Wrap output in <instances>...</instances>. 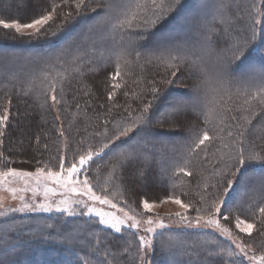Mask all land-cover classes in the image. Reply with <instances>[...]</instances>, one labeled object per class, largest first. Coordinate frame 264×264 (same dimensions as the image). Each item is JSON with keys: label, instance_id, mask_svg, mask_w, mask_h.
Masks as SVG:
<instances>
[{"label": "snow or ice", "instance_id": "1", "mask_svg": "<svg viewBox=\"0 0 264 264\" xmlns=\"http://www.w3.org/2000/svg\"><path fill=\"white\" fill-rule=\"evenodd\" d=\"M208 3L209 0H203V7L207 8ZM30 5L31 10L23 15L0 17V29L6 34L14 33L16 38H26L29 43L44 38L49 50L31 53L23 64L15 62L16 53L0 50V80L23 83L25 95L35 93L37 98L44 96V106L49 99L52 106L59 105L62 101L58 97L63 92L65 80L72 73L82 74L81 68L85 63L97 62L94 55L97 46L89 44V37L101 30L113 36L114 47L109 56L115 59L114 71L104 69L107 71L105 85L109 89L106 103L110 107L106 115L99 111L96 113L97 120L103 119L104 131H96L92 139H101L97 143L82 139L75 151H72L71 144H66L65 154L58 157V170L37 167L35 171H28L8 167L15 161L0 152V167L6 168V171H0V186L14 181L24 184L21 188L6 189L14 200L19 201V205L4 208L0 204V218L19 214L39 221L38 215L31 214H57L54 223L43 221L37 230L26 234L27 239L63 247L76 256L75 264H91L92 260L96 264H151L150 256L158 244L171 257L170 264H236V257L246 260L247 264H264V247H258V242H264V172L255 181L245 175L250 164L264 165V135L258 137L259 142L251 137L255 122L264 126V69H251L240 77L232 70L234 62L244 56L250 45L248 33L251 31L254 39L256 26L261 23L257 0L243 6L237 0H211L212 7L222 14L220 19L213 16L210 24L204 15L199 20L186 18L185 22L190 23L191 28L183 35H157L160 27L178 11L180 0H59V3L52 0L50 7L43 8L38 3L33 5L32 0H20L18 6L27 9ZM63 7L74 9V12H63ZM86 11L90 15H85ZM69 22L73 26L82 23L86 27L81 30L79 42L71 41L60 46L61 33ZM117 35L119 40H116ZM49 36L60 39L49 42ZM138 48L149 51L145 54ZM133 52L137 62L144 60L151 64L156 61L164 66L165 73L160 81L154 78L147 81L152 101L136 108L127 104L123 108L126 115L117 119L112 113L113 109L120 107L115 99L121 88V61L125 65L131 64L127 58ZM103 58L104 53H101L100 59ZM185 75L187 84L182 92L165 91L161 95L159 85H171L175 82L173 78ZM11 104L9 98L0 113V143L14 118ZM99 108L104 109L105 104H100ZM161 108L166 110V118L160 123L168 125L170 135L181 136L185 130L188 133L184 137L185 152L170 162V167L176 169L170 179L181 174H194L189 170L192 161L202 152L207 155V149L224 131L218 126L210 129L208 126L212 119L227 128L228 139L221 138L220 155L213 153L212 156L217 164L210 175L201 173L203 182L198 185V203L184 202L174 193L165 198L182 210L168 216L169 220L175 218L178 227L199 231L210 229L225 238L229 242L227 245L214 238L207 246L193 242L182 247L171 233L167 240L160 239L170 225L164 218L145 217V213L152 212L155 202L150 203L144 198L140 199L144 213L129 207L128 210L121 208L122 215H115L97 211L84 199H70L66 195L86 197L87 201L116 208L117 204L108 198L111 189L106 187L97 194L89 179L92 166L96 165L98 169H105L110 181L120 186L119 195L126 202L125 193L129 189L125 185H137L154 176L153 161L157 152L166 147L165 141L154 137L148 127ZM234 113H249L250 116ZM16 115L20 116V113ZM22 119L21 136H24L30 128V117L26 113ZM59 135L64 136V131L60 130ZM40 139L38 135L35 137L37 146ZM158 144L161 145L159 149ZM69 151H72L71 160L68 159ZM164 171L167 174V169ZM82 172L85 175L80 180L77 177ZM29 180L35 182L34 186ZM49 184L54 187H49ZM41 188L42 197L37 199ZM21 192H31L32 197L19 195ZM245 205L249 209L260 205L258 213L253 212L251 219L242 216ZM191 212H195L194 217ZM61 217H95L96 231L110 230L115 243L110 241L105 245L104 241L97 239L96 245L90 242L81 245V237L73 235L74 229L61 223ZM84 223L87 224L86 219ZM25 227L12 224L5 235L14 237ZM125 228L134 230L131 241L117 235L122 234ZM141 231L143 235L139 234ZM23 239L25 236L22 235L14 242L19 243ZM88 248L91 251H87ZM258 250L262 254L257 255ZM102 251L103 256L100 255Z\"/></svg>", "mask_w": 264, "mask_h": 264}, {"label": "trees", "instance_id": "2", "mask_svg": "<svg viewBox=\"0 0 264 264\" xmlns=\"http://www.w3.org/2000/svg\"><path fill=\"white\" fill-rule=\"evenodd\" d=\"M47 1L48 2H46V0H32V3L33 5L38 3L39 6L43 8L46 6V4H48L47 7L51 6L52 0ZM56 2L59 3V0H56ZM188 2L191 3L192 1L180 0V5L177 6L178 11L171 15V17H174ZM237 2L243 6L244 4H251L252 0H237ZM19 4L20 0H0V17H9L13 13L14 16L12 17L15 18L17 15H23L27 11H30L28 9H31V5L29 8L25 9L19 7ZM208 5H211V1ZM69 10L74 12V9H69L67 7H63L61 9L63 12H67ZM201 14L204 16L207 15L205 11H201ZM85 15H90V13L86 11ZM221 15V13L217 12L216 9L210 6V14H208L206 17L211 24L213 21V16H216L217 20H219ZM89 23H91V21H89ZM78 27V25L73 26L72 23L69 22L67 28L61 34H66L69 32L70 35L71 31H73L74 34ZM84 27L86 26L84 25L81 30ZM81 30H79V34L76 36L75 33L72 38L66 37V35L63 37V35H61L62 39L60 46L68 44L71 41L79 42L81 39ZM0 32L2 37H5L0 38V50L16 53L17 55L15 62L21 64L25 63V59L23 61H19L21 52L30 55L36 49H38L37 52H41V50H49L44 38H41L39 41L29 43L26 38L23 40L19 38L18 40L14 39L13 37L15 34L12 32L6 34L2 29H0ZM249 34L250 32L248 33V36ZM53 39H60V37H48L49 42ZM103 40L109 42L110 44V47L107 51L104 48L106 47V43H104ZM116 40H119L118 35L116 36ZM92 43H95L97 46L94 54L97 62L85 63L81 68L82 74L72 73V76L65 80L63 92H61L60 96L58 97L62 101L59 105L52 106V102L49 99L47 101V106H44V96L41 95L39 98H37L35 93L25 95L24 91L22 90L25 88L23 83L18 81L0 80V113H2V108L5 106L6 101L10 98L12 102L11 107L13 116L17 113L18 109H25L32 115L34 114L33 116H29L30 128H28L27 134L24 135L25 143L21 147L15 145V133L17 126L14 125L17 123V121L14 118L12 119L7 130L6 136L3 138L2 143H0V152H3L6 157H9L12 161H15V163H10L8 167L30 170H34L37 167H52L53 169H57L59 167L58 157L65 154L66 144H71L72 151H75L77 145L82 139L88 140L89 143H97L101 139L100 137L92 139V137L96 131H104L103 119L97 120L96 113L99 111L101 113H105L106 115V110L108 107H110V105L106 103L107 91L109 89L105 85V79L107 76V71H114L115 66L114 57L109 56V52L114 47L113 36L111 33H105L101 30H97L89 37V44ZM137 50L145 54H147L149 51V49L145 48H138ZM101 53H104L103 59H100ZM127 59L131 60L132 63L125 65L123 64V61H121L122 75L119 80L121 88L117 91V96L115 99V103L120 107L113 109L112 113V115L117 119H119L121 115H126V113L123 111V108L127 104H131L133 108H136L137 105L142 107L144 104L152 101L153 97L147 90L149 87V85H147V81L153 78L156 81H160L161 78L164 77L165 73L164 66L159 65L156 61H153L151 64L145 63L144 60L137 62L135 52H133L132 56L128 57ZM241 59H244V57ZM104 69H107V71ZM232 70L234 71V69ZM178 79V83L183 80L187 82L186 75L180 76ZM98 85L100 86V89ZM159 87L162 89L161 95L167 91L168 88L167 85H159ZM125 92L128 93L127 96L124 95ZM102 103L105 104L104 109L99 108V105ZM57 117H59V119H57ZM165 118V115L159 116L157 113L154 114L152 121L148 125L154 137L158 138L156 134L164 130L161 128L163 125L168 126L167 124L162 125L160 123V121ZM191 123H195V121H192ZM228 123L234 122L228 121ZM202 126L203 125L201 124V127ZM220 126V128H222V125ZM60 130L64 131V136L59 135ZM184 133L185 132H182L183 135L178 136L180 138L171 139L170 142L167 140L166 143L173 145V142L174 145L181 146L184 149V153L186 143L184 140L186 135ZM37 135L41 138L38 146L35 144V137ZM261 135H264V126H259L251 132V137L256 139L257 142H259L258 137ZM21 141L22 139H20V142ZM45 145H47V148H45ZM157 148H160L159 144L157 145ZM166 149L162 151L164 155L166 154ZM219 149L221 148L216 146L212 151L207 150V155L202 152L198 158L194 159L189 167L190 171H192L194 174L190 176L179 189H173L175 179H170L172 172L176 170L174 167L166 177H163L162 175L159 177L157 174L158 170L156 169L155 165H152V173H154V176H150L148 180L142 181L137 185H125V187L129 189L125 193L127 200L138 207L135 198L136 188L140 187V189H144L150 193L156 189L159 191L158 193L161 197H165L171 193H174L175 195L180 196V198L185 202L191 201L198 203V185H201L203 182L201 173L203 172V176H207L206 172L211 174L212 168L217 164V161L213 160L212 156L213 153H215L217 156L220 155ZM72 151L68 152L69 160L72 158ZM157 157L158 156L156 155V159L154 161H157ZM105 160H107V157ZM37 161L40 163L38 164ZM181 163H183V161H181ZM29 164L31 165L30 168L27 166ZM204 169H206V171H204ZM262 172H264V165L253 163L248 166V170L246 171L245 175L246 177H249L253 180L257 179L255 176L256 174L261 175ZM153 178H156L157 181H154ZM166 182H170L171 185L169 186L166 184ZM259 206L260 205H257L256 207L249 209L248 206L245 205L241 215L247 216L249 219H251L253 212L258 213ZM190 214L195 215V212H191ZM64 224L69 226L67 223ZM94 226L95 225L87 227V231L93 233L91 239H89L88 242H90L92 245H95L94 239L98 237L99 240L104 241L105 245H107V243L110 241L115 243V241H113V237L108 235L106 231H96ZM22 235L25 236V239L21 240L19 243H15L14 239L19 238ZM8 238L9 239L5 241L0 239V246H4L3 250L0 251V264H5L10 259L15 260L14 264H44V259L39 260L38 262L36 260L40 255H46L48 253H54L55 255L63 258L64 254L66 255V253H68L69 259H67V263L75 264L76 262V256L54 243L32 242L27 239V235L24 233H19L14 235V237ZM258 247H264V242H258ZM86 250L91 251L90 248ZM4 253H8L9 255L5 256ZM100 255H104L103 251L100 253ZM52 261L55 262L56 260L51 259L49 262ZM91 264H96L95 260H92Z\"/></svg>", "mask_w": 264, "mask_h": 264}, {"label": "rangeland", "instance_id": "3", "mask_svg": "<svg viewBox=\"0 0 264 264\" xmlns=\"http://www.w3.org/2000/svg\"><path fill=\"white\" fill-rule=\"evenodd\" d=\"M191 1H192L191 3H193V4L188 2L186 5H184L183 9H181L174 17L169 18L160 27L157 35H159L161 33H174V34L183 35L184 33L188 32L191 28V24L185 22L186 18H193V19L199 20L201 18V15H202L201 11H205L207 13L206 16H208V14H210V6L212 7V5H208L207 8H205V7H203V0H191ZM210 1L211 0H209V2ZM46 2H48V1L46 0ZM257 4H258L259 13H260L261 23L256 26L254 39H252V32L250 31V34L248 36L249 40L251 41L250 45L246 49L244 56L241 57V58L244 57V59L240 58L238 61L234 62V66L232 69H234L233 73L237 77H240V76L248 73L251 69H256V70L264 69V0H257ZM47 5L48 4H46V6ZM28 10H31V9H28ZM10 16L12 17V16H14V14L12 13ZM81 24L80 25L78 24L79 27H78V29L75 30L76 34L74 33L75 36L79 34L78 33L79 30H81V28L84 26V24H82V25ZM161 28H162V30H161ZM72 34H73V31L70 32L71 36L69 35V32L66 34H61V35H63V37L66 35V37L72 38V36H74V34L73 35ZM3 37H2L1 32H0V38H3ZM13 38L18 40V38H16L15 36ZM103 42L106 43L105 44L106 47H104V48L107 51L110 47V44H109V42H106L104 40H103ZM37 51H38V49H36L34 52H37ZM42 51H44V50H41V52ZM20 55L21 56L19 58V61H23L26 57H28L29 54H24L21 52ZM178 81H179V79L177 78V79H175V82L173 84L167 85L168 86L167 91H170L172 93L182 92L184 90L187 82H185L183 80V81H180L178 83ZM99 89H100V86H99ZM162 95H163V93H162ZM236 103L239 104V103H241V101H236ZM17 112L20 113V116H17L16 115L17 113L14 114V116L12 115L14 117V119L17 121V123L14 125V126H17V130L15 133V142H16L15 145H18L19 147H21L25 143L24 136H21L22 129L20 127V124L24 123L22 117L26 113L29 116H31L32 114L30 112L26 111L25 109H18ZM165 112H166V110L164 108H161L160 111H158L156 113L159 116H164ZM234 114L238 115V116L244 115L245 117L250 116L249 113H234ZM227 123H228V121H227ZM220 125H222V128H224V131L219 133V136L216 139V141L214 142V144L211 145L207 149L208 151H212L214 149V147H216V146H219L220 148H222L221 138H223L225 141L228 139L226 126L224 124H218V121L216 119H212V123H210L208 127L210 129H212V128L217 127V126L221 127ZM259 126H262V125L258 122H255V126L252 128V130H255V128H258ZM161 128H163L164 130L160 131V133L162 135L158 136L157 139H162L165 141L166 147H164L163 150H165L167 148L166 154L165 155L163 154V152H162L163 150L157 152V156H158L157 161H153L152 165L153 166L155 165L156 169L158 170L157 174L159 177H161V175L163 177H166L168 175V173L171 171V169L173 168V167H170L171 160L174 158H179L180 154L183 153L184 149L181 146L174 145L173 142H172L173 145L166 143L167 140H169V142H170L171 139H174V138L177 139L180 137L170 135L169 133L171 132V129H169L168 126L163 125ZM184 132H185L184 134L186 136H188L187 131H184ZM181 135H183V134H181ZM20 139H22V141H23L22 144H20L21 143ZM159 147H161V145H159ZM168 156H169V159H168ZM105 159H106V157H105ZM101 163H103V162H101ZM27 166H29V168L31 167L30 164ZM58 168L54 169V170H58ZM16 169H20V168H16ZM164 169H167V174H165ZM22 170L35 171V169L34 170L22 169ZM189 170H190V168H189ZM0 171H6V169H4L3 167H0ZM208 173L209 172H206L207 176L210 175ZM84 175L85 174L82 172L79 175V177H77V178L80 180H83ZM255 176L257 179H253L254 181L258 180L261 175L256 174ZM189 177L190 176H184L182 174L178 175L176 178H174L175 179V181H174L175 187H173V189H179ZM156 178L155 179L153 178L154 181H157ZM89 179L92 181V184L95 186V191L97 192V194H100L101 190L106 188V187L111 189V194L108 196V198L113 200L117 204L116 208H112L108 205H100L99 203L87 201L86 197L81 198L79 196H73L72 194H66L68 196V198H70V199H84L85 202H87L89 204V206L95 208L97 211L109 212V213H112L115 215H122L121 208H123L124 210H128L129 207L135 208L136 211L139 213H144V209L140 206V199L144 198V199L148 200L150 203L155 202V206H154L152 212L151 213H145V217H147L148 215H151L154 219L155 218H164L165 223L170 225V228L165 231L164 237H162L160 239L167 240L169 237V234L171 233L177 241L181 242L182 247H187V245H190L193 242H196L201 246H207L213 242L214 238L216 241L220 242L222 245H227L229 243L228 241L225 240V238L219 236L217 233L212 232V230H210V229L199 231V230H190L187 228L178 227L175 223V218H173L172 220H169L168 216H169V214L175 213L177 211H182V210L179 208L178 205L172 203L171 200H165L166 196L161 197L160 194L158 193L159 191H157L156 189L150 193V192L145 191L144 189H140V187H137L136 188L135 201L137 202L138 207H136L134 204L130 203L128 200H126V202H125L121 198V196L119 195V192H120L119 185L115 181H110L109 174L105 169H103V168L98 169L97 166L93 165L91 172L89 173ZM29 183L34 186L35 182L32 180H29ZM166 184H168L169 186L171 185L170 182H166ZM23 186H24V184L22 181H14L10 184L5 183L4 185L0 186V204H2V206L4 208H7L8 206H12V207L18 206L19 201L14 200L12 198L11 193L6 191V189L7 188H21ZM48 186L54 187V185H52V184H49ZM42 194H43V192H42V188H41V192L39 193V195L36 198L40 199L42 197ZM171 194H173V193H171ZM19 195H25L28 198L32 197L31 192H27V193L21 192V193H19ZM161 201H165V202L161 203ZM182 201H184V200H182ZM77 210H80V209L78 208ZM31 215L32 216L38 215L39 221L37 219L30 218L29 215H19V214L15 215V216H10L8 218H0V239H2L3 241L9 239L5 235V233L8 229V227L12 224L26 226L24 228L23 232H16L14 235H17L19 233L27 234V233H30L32 231L37 230L43 221L46 220L47 223L51 224V223H54L57 219V214H55V213H52V214H31ZM191 216L194 217L195 215H191ZM85 219L87 220V224L84 223ZM96 219L97 218H95V217H90V218L73 217V218H67V219L64 217H61L60 222L69 224V226L74 229L73 235L81 237L79 242L81 245H84L86 242L89 241V239H91L92 234H93V233L87 231V227L95 225ZM232 226L234 228V224ZM104 231H106L108 235L112 236L110 230H104ZM133 231L134 230H130L128 228H125V229H123L122 234H117V235H122L124 240L131 241L133 239ZM139 234L143 235L144 233L141 231ZM54 239H55V237H54ZM97 239H99V238L96 237L94 239L95 245L97 244ZM232 247H234V246H232ZM3 248H4V246H0V251H2ZM69 253H71V252L69 251ZM260 254H262V253L257 251V255H260ZM68 255H69L68 253H66V255L64 254V258H63V257H60L58 255H55L54 253H48L46 255L42 254L38 257V259L36 261L38 262L39 260L44 259L45 260L44 264H68L67 263V259H69ZM51 259L56 260V261L55 262L54 261L49 262ZM170 259H171V257L169 256L168 252L165 250H162L160 248L159 244L157 245L156 251L154 253H152L150 256L151 264H159V261H160V264H170ZM235 260H236V264H247V261L242 260V258H240V257H236ZM14 262H15V260L10 259L5 264H14Z\"/></svg>", "mask_w": 264, "mask_h": 264}]
</instances>
